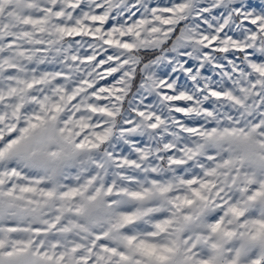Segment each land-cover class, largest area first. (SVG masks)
I'll use <instances>...</instances> for the list:
<instances>
[{"label":"snow or ice","instance_id":"1","mask_svg":"<svg viewBox=\"0 0 264 264\" xmlns=\"http://www.w3.org/2000/svg\"><path fill=\"white\" fill-rule=\"evenodd\" d=\"M0 264H264V0H0Z\"/></svg>","mask_w":264,"mask_h":264}]
</instances>
